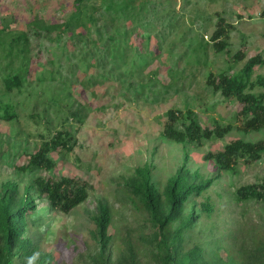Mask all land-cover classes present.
I'll return each instance as SVG.
<instances>
[{
    "label": "rangeland",
    "instance_id": "1",
    "mask_svg": "<svg viewBox=\"0 0 264 264\" xmlns=\"http://www.w3.org/2000/svg\"><path fill=\"white\" fill-rule=\"evenodd\" d=\"M75 1L0 0V25L6 22L4 26L17 33L26 31L36 18L60 24L78 9ZM87 2L100 4V0ZM149 3V12L142 18L124 17L101 30L109 35L116 26L130 33L124 61L116 67L109 64L112 76L98 68L95 60L80 58L73 48L68 47L63 55V46L55 48L47 40L33 39L31 85L7 95L3 94L4 63L0 58V184L18 181L22 189L38 176H69L93 188L88 200L69 214L50 211L48 201L37 197L38 210L28 218V230L31 236H42L41 248L53 258L50 264H87L88 247L93 250L94 246L89 216L95 210V199H102L112 210V257L118 258L122 248L118 236L130 230L133 244L140 248L136 238L149 216L125 198L120 185L135 169L150 165L153 180L162 187L183 165L185 151L191 173L198 171L204 179L219 176L187 207L186 214L194 209L200 219L185 233V251L199 246L207 261H215L216 256L225 264L230 258L245 261L264 236V202L240 201L237 194L242 187L264 183V156L255 163L239 161L227 172L204 159L209 152L223 150L239 139L264 141V130L242 131L238 101L215 93L207 83L211 75L241 70L253 57L260 55L264 60V0ZM95 16L103 26L105 18L100 13ZM219 20L224 21L225 33L219 40L226 43L223 50L211 39L220 27ZM70 36L66 32L58 43L67 42ZM94 37L91 50L100 39ZM238 53L244 57L238 59ZM98 54L100 57L102 52ZM44 76L46 80L40 81ZM258 78L264 79V63L254 69L252 81ZM177 79L180 81L175 83ZM253 92H264V85H256ZM170 110H192L203 128L229 127L231 131L200 147L167 142L162 131ZM72 112L76 117L71 120ZM65 129L71 130L77 143L68 155L53 154L56 170H19L26 166V154L40 148L41 134ZM205 202L212 211L204 210ZM145 231L151 232L149 228ZM141 263L148 261L141 257Z\"/></svg>",
    "mask_w": 264,
    "mask_h": 264
},
{
    "label": "trees",
    "instance_id": "2",
    "mask_svg": "<svg viewBox=\"0 0 264 264\" xmlns=\"http://www.w3.org/2000/svg\"><path fill=\"white\" fill-rule=\"evenodd\" d=\"M75 4L78 9L60 24H48L43 19L36 18L28 24L26 31L17 33L8 30L7 26H4L6 22L0 25V58L4 63L1 70L4 76L3 94L23 91L28 84L31 85L29 78L35 62L29 56L33 39L47 40L50 44L53 43L55 48L63 46L61 50L59 49L63 55L67 54L68 47L73 48L80 58L95 60L98 68L104 69L112 76L109 64L116 67L124 61L126 55L124 51L126 45L128 47L130 33L127 29L116 26L109 35H104L101 30L107 29L110 23L113 25L124 17L142 18L143 14L149 12L150 5L149 0H100L99 6L91 5L87 0H76ZM96 13H100V17L105 18L103 26L98 23ZM106 20H109V23L105 25ZM219 23L220 27L211 39L216 47L223 50L226 43L224 40H219L225 33L224 21L219 20ZM66 32H70L69 40L58 43ZM94 35L99 36L100 39L97 40V45L94 44L97 48L94 46L95 49L91 50L89 46L96 40ZM99 50L102 52L100 57ZM240 54L235 56L242 59L244 56ZM106 61L110 63H105ZM262 63L264 60L258 55L249 59L241 70L232 73L223 72L216 77L211 75L207 82L215 93L220 92L222 96L238 101L240 115L243 117L241 129L246 134L264 130V92H253L256 85L260 83L264 85V79L258 78L256 82L252 81L255 67ZM56 77L54 75L52 78L56 79ZM46 78L44 76L39 80L44 81ZM60 81L65 83V80L60 79ZM179 81L180 79H177L175 83ZM54 102L56 103L57 100L54 99ZM71 114L72 120L76 117V113ZM230 131L229 127L225 129L216 127L213 130L203 128L192 110L186 112L170 110L162 138L184 147L187 144H196L200 147L205 141L223 138ZM40 140V148L26 154V166L19 167L20 171L36 169L52 172L57 168L53 154L68 155L75 150L77 143L76 137L69 129L51 132L49 135L41 134ZM185 152L183 165L162 187L153 180L150 165L138 167L132 176L120 185L124 187L125 198L149 216L144 230L136 238L140 248H136L133 244L132 230H130L118 236L122 248L118 258L112 257L110 252L114 238L110 233L112 210L102 199H95V210L89 216L94 225L91 231L94 246L93 250L88 247L89 252L85 255L87 264H142L141 257H144L148 264H225L222 259H217L216 255L215 261H207L205 251L199 246L185 251V233L192 230L200 219L194 209L186 214L187 207L194 197L205 193L219 179V176L204 179L198 171L191 173L187 164L188 153ZM263 156L264 141L245 142L239 139L227 144L223 150L209 152L204 159L213 162L222 172H227L237 167L239 161L255 163ZM92 189L89 183L69 176L59 179L38 176L22 189L18 181L0 184V264H28L29 258L33 256H35L33 264H50L53 258L50 253L42 250V236H31L28 230V218L37 212L38 198L48 201L50 211L69 214L88 200ZM32 191H35L34 194ZM237 194L240 201L264 202V183L242 187ZM203 207L206 212L212 211L208 202H205ZM148 228L151 232L146 233L145 229ZM239 261L230 258L228 264H264V236L260 238L245 261Z\"/></svg>",
    "mask_w": 264,
    "mask_h": 264
},
{
    "label": "clouds",
    "instance_id": "3",
    "mask_svg": "<svg viewBox=\"0 0 264 264\" xmlns=\"http://www.w3.org/2000/svg\"><path fill=\"white\" fill-rule=\"evenodd\" d=\"M216 128V127H215ZM213 130V129H211ZM206 142V141H205ZM204 142V143H205ZM35 259V256H33L32 258H29L28 264H33V260Z\"/></svg>",
    "mask_w": 264,
    "mask_h": 264
}]
</instances>
